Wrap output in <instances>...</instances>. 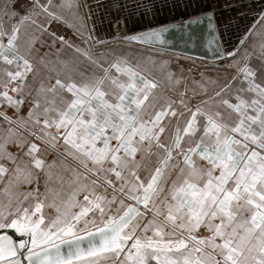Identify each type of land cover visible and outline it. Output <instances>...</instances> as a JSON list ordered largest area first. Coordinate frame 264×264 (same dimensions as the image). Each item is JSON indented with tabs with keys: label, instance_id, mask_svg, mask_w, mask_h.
<instances>
[{
	"label": "snow or ice",
	"instance_id": "1",
	"mask_svg": "<svg viewBox=\"0 0 264 264\" xmlns=\"http://www.w3.org/2000/svg\"><path fill=\"white\" fill-rule=\"evenodd\" d=\"M10 8L5 0L0 17V102L13 109L0 111V230L30 236L27 264H264V78L238 66V49L225 54L237 75L211 95L200 84L194 105L187 89L157 94L138 64L116 57L105 66L63 36L99 72L77 80L61 62L35 86L36 38L21 45V25L46 29L30 14L9 23ZM37 9L59 19L40 0ZM166 31L126 39L163 43ZM61 143L75 167L57 172L41 146L46 153ZM46 207L56 213L47 222ZM25 246L0 234V264H22Z\"/></svg>",
	"mask_w": 264,
	"mask_h": 264
},
{
	"label": "crops",
	"instance_id": "2",
	"mask_svg": "<svg viewBox=\"0 0 264 264\" xmlns=\"http://www.w3.org/2000/svg\"><path fill=\"white\" fill-rule=\"evenodd\" d=\"M153 0H40V3L49 6L50 12H55L56 16L60 20L64 21L68 25L81 31L87 36H91L92 41L96 43V39H100L99 43L103 39H111L107 42H113L108 46L94 48L90 42L85 40H65L70 44L80 47L86 50L93 58L100 59L101 63L105 66L108 65L116 57H124L128 59L133 65L138 64L139 67L144 70L145 75L150 79L155 80L159 87L156 90L157 94L168 95L175 98V91H185L187 89L186 97L190 100L191 104H196L203 97V93L200 92L199 85L205 84L208 88V94L211 95L214 88L222 85L226 81L232 79L237 75V67L229 66L236 62L232 59L228 61H220L218 63H206L204 61L191 58L196 63H186L184 61H177V57L168 58L167 54H173L160 50H154L145 46L132 44L128 42V45L115 44L116 36L120 32L126 31V23L129 25H140L152 21L154 16L158 14L160 4H164L166 0H159L160 3L156 4ZM178 3L186 2L188 5H195L201 2L218 4V3H238L239 0H175ZM254 1L256 5L248 7V9H254L258 12V23L252 29L247 41L241 47L237 61L238 66L247 64L256 72V80L259 83L264 77L261 75V69H264V49L260 47L261 33H264V20L261 19V14H264V0H243V3H249ZM11 4L10 12H15L17 15L12 16L9 23H15L20 16L30 14L32 20H35L37 24H43L45 31L41 32L37 29L36 25H33L30 20H25L21 25V40L19 43L24 45L29 37L36 38L35 48L32 50V60L34 66L37 69L36 72V84L39 85V80L48 76L50 68L55 67L61 69L64 65L61 62H67L68 67H73L77 71L74 73V78L79 80L83 77L90 76L93 72H99V69L92 64L81 53L75 51V47H68L67 44H62L58 39V36L53 35L48 29L49 20L52 18L42 9L32 10V6L27 9L26 12H19L15 9V0H7ZM5 0H0V17L3 15V5ZM181 4V5H182ZM71 5V7H69ZM152 6L154 8H152ZM155 12V13H154ZM153 13L155 15H153ZM157 13V14H156ZM231 19H227L226 27L231 33L235 35L241 32L245 33V29L240 26L237 30V23L242 21L237 17L234 19V13L231 12ZM251 21H253V15H250ZM132 22V24H130ZM244 22H248L245 19ZM96 38V39H94ZM91 41V40H90ZM104 41V40H103ZM6 43V38H5ZM98 43V42H97ZM166 53V54H165ZM43 57V61L41 60ZM246 58V59H245ZM2 63V62H0ZM47 65V67H46ZM202 65V67H200ZM169 75L172 80H179V84H173L169 82ZM31 80L32 77L30 76ZM215 82V83H212ZM242 83V77H238L233 81V88L230 93H227L229 97L235 93L237 87ZM246 86V85H245ZM193 89L196 90L193 95ZM0 111H6L9 115H12L13 109L8 107L5 103L0 102ZM22 114L27 113V104L21 109ZM2 119V118H0ZM6 125L0 124V136L3 135L2 128ZM42 158H45L48 162L56 161L57 168L54 171L63 172L62 164L67 163L72 167H75V163L70 158L65 157L63 144L57 145L55 149H49L46 153L43 152ZM10 151H15V145H9ZM65 175H67L65 173ZM65 189H68V185H64ZM41 191H43V180H41ZM111 193H109V199ZM117 208L116 204L112 205V213H115ZM44 214L47 217H54L56 215L53 208L46 207ZM99 219V218H97Z\"/></svg>",
	"mask_w": 264,
	"mask_h": 264
},
{
	"label": "water",
	"instance_id": "3",
	"mask_svg": "<svg viewBox=\"0 0 264 264\" xmlns=\"http://www.w3.org/2000/svg\"><path fill=\"white\" fill-rule=\"evenodd\" d=\"M153 3L159 4V0H153ZM243 0H239L238 3H218L211 4L201 2L195 5H188L186 2L178 3L175 0H166L165 5L168 12L171 8L178 6L171 13L174 15H165L162 17L159 14L153 13L154 19L152 21L142 23L140 25H129L126 23V31L120 32L115 39L127 41L132 44L145 46L154 50H160L164 52L179 54L190 58L198 59L206 63H218L220 61H228L231 58H227L225 54L229 51H237V55L241 47L247 41L252 29L258 23V12L254 9H248L256 5L254 1L249 3H243ZM163 4V3H162ZM182 4V5H181ZM164 5V6H165ZM163 5H159V7ZM158 7V8H159ZM152 8H154L152 6ZM233 12L234 19L238 18L242 21L237 23V30L241 27L245 29V33H239L235 35L227 30L226 21L231 19L230 13ZM250 15L253 18L250 19ZM248 19V22H244ZM190 21H196L190 23ZM132 24V22L130 23ZM135 26V27H134ZM166 28L167 31L163 34V43L159 41H152L149 43H140L138 41H132L126 39L134 35L149 32L150 30ZM194 35L197 40L195 44L188 41V36ZM218 41V44L213 42L209 44V41ZM96 39V38H94ZM104 40V41H103ZM101 42H106L111 39H103ZM241 40L244 43L241 44ZM96 42H100V39H96ZM116 212V211H115ZM115 214V213H113ZM7 233L10 235L14 243L18 246L21 240L26 242V246L19 249L18 256L21 259L22 264H27L28 249L32 247L30 242V236L28 234H21L14 229L0 230V234ZM67 248V245L64 246Z\"/></svg>",
	"mask_w": 264,
	"mask_h": 264
},
{
	"label": "built area",
	"instance_id": "4",
	"mask_svg": "<svg viewBox=\"0 0 264 264\" xmlns=\"http://www.w3.org/2000/svg\"><path fill=\"white\" fill-rule=\"evenodd\" d=\"M34 3V0H15L14 7L17 11L23 13L26 12L29 7ZM48 29L56 36H63L64 40H85L88 37L86 34L68 25L60 19L51 18L49 20ZM91 40V41H90ZM94 48H100L102 43H95L92 39H88Z\"/></svg>",
	"mask_w": 264,
	"mask_h": 264
},
{
	"label": "rangeland",
	"instance_id": "5",
	"mask_svg": "<svg viewBox=\"0 0 264 264\" xmlns=\"http://www.w3.org/2000/svg\"><path fill=\"white\" fill-rule=\"evenodd\" d=\"M135 27V26H134ZM112 44L113 42H103L102 44H101V46L102 47H107L108 46V44ZM114 43L117 45V44H122V45H128V42L127 41H124V40H120V39H117L116 41H114ZM130 44V43H129ZM157 51V50H156ZM166 54V53H165ZM168 56V58L170 59V58H173L174 57V55H175V57H177V61H184V62H186V63H196L195 62V60H193V59H191L190 57H187V56H182V55H179V54H167ZM200 67H202V65L200 66Z\"/></svg>",
	"mask_w": 264,
	"mask_h": 264
},
{
	"label": "flooded vegetation",
	"instance_id": "6",
	"mask_svg": "<svg viewBox=\"0 0 264 264\" xmlns=\"http://www.w3.org/2000/svg\"><path fill=\"white\" fill-rule=\"evenodd\" d=\"M166 3H164V4H161V5H163L162 7L160 6H158L159 7V12H158V14L161 16L162 15V17H164L165 15H174L175 13H171L172 11H174V9H177L178 8V6L176 5L175 7H173V8H171V11L170 12H168L167 10H166V5H165ZM165 5V6H164ZM155 13V12H154ZM157 14V13H156Z\"/></svg>",
	"mask_w": 264,
	"mask_h": 264
}]
</instances>
